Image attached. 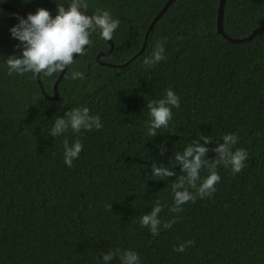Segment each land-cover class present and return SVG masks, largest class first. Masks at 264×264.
<instances>
[{
	"label": "trees",
	"instance_id": "trees-1",
	"mask_svg": "<svg viewBox=\"0 0 264 264\" xmlns=\"http://www.w3.org/2000/svg\"><path fill=\"white\" fill-rule=\"evenodd\" d=\"M218 1L173 0L143 51L122 67L97 61L110 45L92 33V44L61 77L55 100L44 96L36 73L9 75L3 67V58L20 53L9 33L20 15L0 8V264H103L101 253L117 248L136 251L140 264H264V31L240 43L226 40L216 27ZM0 2L26 14L37 7L56 13V0ZM165 2L87 0L86 14L106 9L119 20L113 49L101 60L128 61ZM263 22L264 0H225L229 36L244 37ZM158 42L166 58L146 68L142 61ZM73 70L85 80H69ZM59 73H40L48 95ZM166 88L178 95L179 107L171 109L167 129L148 137L146 104ZM77 106L99 115L102 127L64 134L83 145L68 167L63 136L47 128ZM229 132L238 137L234 147L248 153L244 167L232 174L218 164L211 196L171 212L168 181L181 169L173 165V176L154 179L146 174L150 164L171 166L173 154L199 135L210 138L205 156L212 160L213 147ZM207 174L202 168L201 177ZM156 200L164 205L161 221L172 223L153 236L138 220ZM110 264H120L118 256Z\"/></svg>",
	"mask_w": 264,
	"mask_h": 264
},
{
	"label": "clouds",
	"instance_id": "clouds-1",
	"mask_svg": "<svg viewBox=\"0 0 264 264\" xmlns=\"http://www.w3.org/2000/svg\"><path fill=\"white\" fill-rule=\"evenodd\" d=\"M66 5V6H65ZM87 0H69L68 3L56 0V13L50 15L44 7H37L34 12L26 16H17V23L9 27L10 35L21 44L20 53L11 54L3 58V67L11 75L24 73H44L51 76L59 73L71 65L74 55H83L86 46L92 44L91 35L97 33L100 38L112 40L113 33L119 25L118 18L111 15L108 10H97L91 15L86 14ZM163 42H158L151 54L146 56L142 64L151 68L165 59ZM69 80H85V73L73 70L68 76ZM179 107V97L171 89L166 88L162 97L150 99L146 104L147 119L145 130L148 137H153L159 129H167L172 117L171 109ZM102 127L99 115L90 114L87 106H77L65 110L63 115H57L47 128L53 137L63 136V163L72 167L73 159L77 158L83 147L79 138L69 141L66 134L69 130L73 134L82 129L86 131L98 130ZM209 137L199 135V139H192L181 151L173 154L174 163L171 166L152 162L151 178L165 180L173 176L172 166L178 164L181 173L174 181H168V188L172 194V202L168 206L173 213L181 211V205L188 201H195L197 197L211 196L215 191V184L220 180L216 171L218 164L230 169L232 174L240 172L244 167L248 153L245 149L234 147L238 137L235 133H225L220 137L212 151L216 154L212 160L206 158L205 153ZM163 152V148L160 149ZM202 168L208 170L206 176L201 177ZM191 189V190H190ZM164 205L156 200L150 210L139 216L138 223L147 228L153 236L161 228H170L172 221H161L159 213ZM107 207L110 208V205ZM188 240L177 245L174 251H183L190 245ZM114 256H118L120 264H140V258L132 249L109 250L102 252L98 260L103 264H110Z\"/></svg>",
	"mask_w": 264,
	"mask_h": 264
},
{
	"label": "water",
	"instance_id": "water-1",
	"mask_svg": "<svg viewBox=\"0 0 264 264\" xmlns=\"http://www.w3.org/2000/svg\"><path fill=\"white\" fill-rule=\"evenodd\" d=\"M173 0H166V2L163 4V6L160 8V10L155 14V16L153 17V19L151 20V22L148 25V28L145 32L144 35V40L142 43V46L139 48V50L126 62L122 63V64H112V63H108L105 62L103 60H101V56L106 55L108 53L111 52V50L113 49L114 43L112 40H108L107 42L109 43V49L103 52H100L97 54L96 59L100 64H105V65H109L112 67H122L123 65L127 64L132 58H134L135 56H137L138 54H140L145 46V42L148 36V33L150 32V30L152 29L154 23L156 22V20L162 15V13L166 10V8L170 5V3ZM224 2L225 0H219L218 1V6H217V18H216V27H217V31L219 34H221L226 40L233 42V43H240V42H244L247 40H250L252 37H254L255 35L259 34L260 32L264 31V22L260 25H258L257 27H255L248 35L244 36V37H232L229 36L223 29V24H222V20H223V9H224ZM0 8H4V9H8L10 11H13L15 13H17L18 15H20L21 17L26 16V13L23 12L22 10L18 9L17 7L7 4L5 2H0ZM92 13H88V15H91ZM87 47V46H86ZM74 58L77 56L76 54H73ZM68 67V66H67ZM64 70H62L58 77L56 78L54 84H53V94L52 95H48L46 93V91L43 89L42 84L40 82V73H36V80L41 88L42 93L44 94V96H46L47 98L51 99V100H55L58 97V90H57V85L61 79V77L63 76L66 68Z\"/></svg>",
	"mask_w": 264,
	"mask_h": 264
}]
</instances>
